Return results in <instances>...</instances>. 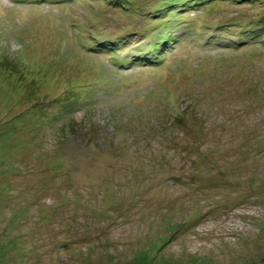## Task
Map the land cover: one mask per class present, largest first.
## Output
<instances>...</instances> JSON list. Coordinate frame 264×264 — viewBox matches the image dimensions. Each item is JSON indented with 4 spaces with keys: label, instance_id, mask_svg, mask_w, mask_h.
Here are the masks:
<instances>
[{
    "label": "rangeland",
    "instance_id": "obj_1",
    "mask_svg": "<svg viewBox=\"0 0 264 264\" xmlns=\"http://www.w3.org/2000/svg\"><path fill=\"white\" fill-rule=\"evenodd\" d=\"M0 264H264V0H0Z\"/></svg>",
    "mask_w": 264,
    "mask_h": 264
},
{
    "label": "trees",
    "instance_id": "obj_2",
    "mask_svg": "<svg viewBox=\"0 0 264 264\" xmlns=\"http://www.w3.org/2000/svg\"><path fill=\"white\" fill-rule=\"evenodd\" d=\"M196 3V2H195Z\"/></svg>",
    "mask_w": 264,
    "mask_h": 264
}]
</instances>
